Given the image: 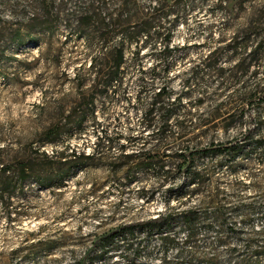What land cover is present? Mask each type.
I'll return each mask as SVG.
<instances>
[{
    "label": "trees",
    "instance_id": "1",
    "mask_svg": "<svg viewBox=\"0 0 264 264\" xmlns=\"http://www.w3.org/2000/svg\"><path fill=\"white\" fill-rule=\"evenodd\" d=\"M0 1L21 18L8 37L16 47L37 43L36 33L50 31L61 15L46 0L38 1L45 21L35 13L24 16L37 10L36 0ZM194 12L212 21L191 26ZM179 28L187 32L183 42L176 41ZM66 30L74 38L70 54L79 52L87 62L72 69L77 107L89 111L66 127H88L95 143L88 154L71 150L55 160L39 155L68 170L104 166L119 188L136 186V200L162 207L155 217L102 236L95 259H110L122 249L118 258L129 264L155 254L159 264H264V244L256 248L251 239L221 254L216 248L239 237L235 218H264V205L245 204L218 188L222 171L235 174L253 155L264 160V87L258 81L244 86L257 73L264 75V0H66ZM184 61L188 67L174 74ZM86 66L89 78L80 80ZM176 79L182 86H171ZM98 97L103 101L96 111ZM118 124L126 125L125 136ZM61 130L57 124L45 133L54 137ZM143 133L155 144L119 145L121 139L145 141ZM4 151L0 145V202L22 195L27 180L44 188L64 185V169L41 182L34 159L5 162ZM191 199L196 204L187 206ZM205 219L218 224L211 241L197 227ZM140 237L145 242L135 243ZM110 242L135 248H104ZM172 251L174 258H167Z\"/></svg>",
    "mask_w": 264,
    "mask_h": 264
},
{
    "label": "rangeland",
    "instance_id": "2",
    "mask_svg": "<svg viewBox=\"0 0 264 264\" xmlns=\"http://www.w3.org/2000/svg\"><path fill=\"white\" fill-rule=\"evenodd\" d=\"M38 1L44 0H36L34 6L37 10H26L24 16L31 18V13H35L39 21H45ZM46 1L51 12L61 11V15L53 18L54 26L50 31L37 30V43L18 47L9 44L8 37L10 31L19 26L21 18L15 15L12 7L4 6L0 1V145L5 149V162L34 159L36 175L41 182L45 181L44 176L52 179L56 170L64 169L67 175L62 187L44 188L27 180L22 195L14 196L10 202H0V264H129L118 258L122 249L113 251L110 259H95V252L102 247L98 240L123 225L155 217L162 210L161 204L136 200L132 195L136 186L119 188V182L109 178L104 166L89 165L68 170L67 166L50 163L39 155L43 153L48 159L53 157L55 160L54 155L66 156L71 150L88 154L95 143L88 127L80 131L66 127V123L73 125L83 113H89L84 106L77 107L79 93L72 69L85 60L79 52L70 54L74 38L66 30V0ZM31 2L33 4L35 0ZM13 4V1L9 2V5ZM206 18L194 12L189 21L191 26H195L198 20L206 25L212 21ZM186 35V30L179 28L176 41L183 42ZM75 44L80 45L79 42ZM145 62L146 66L150 64V61ZM186 62L177 67L174 74L186 69ZM86 70L87 66L80 72V80L89 78ZM127 77L126 81L132 80ZM257 81L264 87L262 73L249 78L244 86H252ZM171 86L182 85L176 79ZM102 101L103 97L95 101L96 111ZM115 111L120 112L119 109ZM88 119L87 116L84 125ZM98 119L101 121L102 117ZM57 124L62 126L61 132L54 137L46 135V130ZM125 127L124 124L116 127L123 136ZM140 136L146 138L147 133ZM50 139L52 143L47 142ZM154 144L148 138L136 144L124 139L119 141V145L127 147L144 145L148 148ZM218 188L245 204L264 205V160L253 155L235 174L222 171ZM196 202L191 199L186 205L193 206ZM233 223L239 227L240 235L230 239L229 244L216 247L220 248V254L225 248H243L240 244L245 239H251L256 248L264 244V218L260 214L244 220L237 217ZM217 225L206 219L197 223L200 232H209L210 241ZM138 242L144 243L145 239L136 238L135 243ZM104 248L135 246L110 242ZM174 256V251L167 254L169 259ZM161 259L155 254L147 262L136 260L133 264H159Z\"/></svg>",
    "mask_w": 264,
    "mask_h": 264
}]
</instances>
